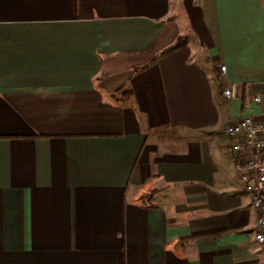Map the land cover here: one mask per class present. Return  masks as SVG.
Segmentation results:
<instances>
[{
	"label": "crops",
	"instance_id": "0c3cea01",
	"mask_svg": "<svg viewBox=\"0 0 264 264\" xmlns=\"http://www.w3.org/2000/svg\"><path fill=\"white\" fill-rule=\"evenodd\" d=\"M263 110L264 0H0V264H264Z\"/></svg>",
	"mask_w": 264,
	"mask_h": 264
},
{
	"label": "built area",
	"instance_id": "2783aa9c",
	"mask_svg": "<svg viewBox=\"0 0 264 264\" xmlns=\"http://www.w3.org/2000/svg\"><path fill=\"white\" fill-rule=\"evenodd\" d=\"M226 73V67L221 66ZM229 99L237 97V86L229 84L223 91ZM255 102H261L260 97ZM230 139H236L229 151L235 156V169L239 179L252 198V204L258 212L255 230L256 241L264 248V110L262 118L245 116L225 129Z\"/></svg>",
	"mask_w": 264,
	"mask_h": 264
},
{
	"label": "trees",
	"instance_id": "16d2710c",
	"mask_svg": "<svg viewBox=\"0 0 264 264\" xmlns=\"http://www.w3.org/2000/svg\"><path fill=\"white\" fill-rule=\"evenodd\" d=\"M182 45H183L182 42H178V43L175 44L174 46H172V47H170L169 49H167V50L165 51V53H168V52H171V51H173V50H176V49L180 48Z\"/></svg>",
	"mask_w": 264,
	"mask_h": 264
},
{
	"label": "rangeland",
	"instance_id": "374dc122",
	"mask_svg": "<svg viewBox=\"0 0 264 264\" xmlns=\"http://www.w3.org/2000/svg\"><path fill=\"white\" fill-rule=\"evenodd\" d=\"M185 38H183V37H181V38H179V40H178V42H181V41H183ZM191 41V44H195V42H194V40L192 39V40H190Z\"/></svg>",
	"mask_w": 264,
	"mask_h": 264
}]
</instances>
